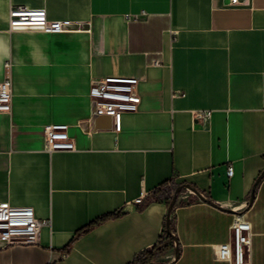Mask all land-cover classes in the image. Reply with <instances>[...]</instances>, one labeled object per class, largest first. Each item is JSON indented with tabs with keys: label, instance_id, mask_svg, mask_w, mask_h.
<instances>
[{
	"label": "crops",
	"instance_id": "obj_1",
	"mask_svg": "<svg viewBox=\"0 0 264 264\" xmlns=\"http://www.w3.org/2000/svg\"><path fill=\"white\" fill-rule=\"evenodd\" d=\"M17 5L44 7L66 29L13 30ZM9 73L0 202L51 224L38 243L0 247V264H130L165 227L169 202L153 192L184 183L243 210L246 264H264V177L247 206L264 169V0H0V81ZM105 76L138 78L139 107L119 130L89 95ZM52 123L68 124L74 150L47 149ZM234 214L181 190L171 264H232L217 250Z\"/></svg>",
	"mask_w": 264,
	"mask_h": 264
},
{
	"label": "built area",
	"instance_id": "obj_2",
	"mask_svg": "<svg viewBox=\"0 0 264 264\" xmlns=\"http://www.w3.org/2000/svg\"><path fill=\"white\" fill-rule=\"evenodd\" d=\"M238 3L239 0H231ZM9 25L13 30H40L49 33L64 31L62 21L48 18L46 8L17 5L10 8ZM156 62H158L156 60ZM5 66L10 70L11 63ZM12 77L7 74L0 81V111L12 108ZM138 78L105 76L93 80L89 95L95 101L98 110L110 113L115 119L116 129L121 127V116L126 111L138 109L141 97L137 90ZM208 112H198L197 118H205ZM46 147L49 150H74V140L68 132V124L52 123L44 127ZM229 176L234 168L229 165ZM143 197H138L141 202ZM51 224L50 218L36 216L32 206H13L0 202V247L13 244H35L39 242L41 228ZM231 238L218 245L217 257L232 264H246L251 252L252 225L244 213H235L230 225Z\"/></svg>",
	"mask_w": 264,
	"mask_h": 264
},
{
	"label": "water",
	"instance_id": "obj_3",
	"mask_svg": "<svg viewBox=\"0 0 264 264\" xmlns=\"http://www.w3.org/2000/svg\"><path fill=\"white\" fill-rule=\"evenodd\" d=\"M264 177V169L263 171L260 173V175L257 177L252 191H251V195H250V199L247 203V206H250L255 198V193H256V189L258 184L260 183L261 179ZM183 189H187L191 194L195 195L196 198H199L201 200L207 201L209 203H211L212 205H215L217 207H220L228 212H232V213H243V210H235V209H231V208H227V207H223L221 206L219 203H216L215 201H213L212 199H210L209 197H207L203 192H201L199 189H197L195 186L189 184V183H184L181 184L179 186L176 187L171 201L169 203L168 206V210H167V219H166V230L167 232L172 236L173 241H174V257L172 259V261L170 262H165V261H158V260H152L150 262H148L147 264H171V262L175 261L179 255H180V245H179V240L177 238V235L174 233L173 228H172V224H171V218H172V213H173V209L175 207V204L178 201L179 198V194L181 192V190Z\"/></svg>",
	"mask_w": 264,
	"mask_h": 264
},
{
	"label": "trees",
	"instance_id": "obj_4",
	"mask_svg": "<svg viewBox=\"0 0 264 264\" xmlns=\"http://www.w3.org/2000/svg\"><path fill=\"white\" fill-rule=\"evenodd\" d=\"M162 190L165 191L164 192L165 197L170 203L175 189L167 190L165 185L160 186L153 192L152 195L154 196V198L156 199L159 198V192H161ZM173 248H174V241L172 236L166 230V222H165L163 233L161 234L157 243L151 249H146L143 252H141L139 255H137L130 264H147L148 262L152 260H156L159 257L165 255Z\"/></svg>",
	"mask_w": 264,
	"mask_h": 264
},
{
	"label": "rangeland",
	"instance_id": "obj_5",
	"mask_svg": "<svg viewBox=\"0 0 264 264\" xmlns=\"http://www.w3.org/2000/svg\"><path fill=\"white\" fill-rule=\"evenodd\" d=\"M158 261H163V257H159L158 259H156Z\"/></svg>",
	"mask_w": 264,
	"mask_h": 264
}]
</instances>
